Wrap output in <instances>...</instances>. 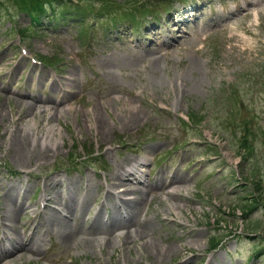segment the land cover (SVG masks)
Returning a JSON list of instances; mask_svg holds the SVG:
<instances>
[{"label":"rangeland","instance_id":"1","mask_svg":"<svg viewBox=\"0 0 264 264\" xmlns=\"http://www.w3.org/2000/svg\"><path fill=\"white\" fill-rule=\"evenodd\" d=\"M202 2L207 11L197 24L186 23L180 37L169 32L151 37L150 26L127 35L123 29L120 39L117 32L106 34L102 28L110 22H102L90 45L72 24L45 21V29L25 36L20 30L28 27L29 17L16 13L12 1L5 3L11 10L3 9L0 17V164L15 174L0 169V250L14 240L19 246L32 234L39 244L32 243L37 254L20 252L0 264H201L212 256L207 254L211 237L230 231L226 244L236 263L220 252L209 264H243L254 255V243L261 253L253 264H264V230L250 235L260 237L255 240L244 227L264 223V205L247 219L232 210L245 190L258 183L264 189V85L255 82L264 67V0H214L211 11L209 2ZM245 5L248 13L241 11ZM228 16L232 19L212 26ZM151 45L156 52L149 53ZM32 57L50 58L57 66L34 64ZM189 112L205 116L200 126L219 145L221 159H212L208 145L188 147L164 164L161 171L171 177L162 180L160 171L151 177V184H158L154 189L119 179L131 153L150 162L168 151L179 140L171 142L177 137L176 118ZM244 128L254 133V158L247 162L243 157L250 149L239 152L237 146ZM48 135L50 143L41 146ZM13 136L32 146L24 165ZM187 137L199 134L190 130ZM125 140L130 149L120 148ZM84 147L101 153L98 169L109 170L71 169L70 156H83ZM236 164L250 183L245 189L236 188L230 169ZM222 175L229 178L218 183ZM120 182L131 191L122 192ZM45 187L52 202L44 209ZM263 194L257 192L256 200ZM8 200L25 207L15 219L8 218ZM236 236L238 243L232 242Z\"/></svg>","mask_w":264,"mask_h":264},{"label":"bare ground","instance_id":"2","mask_svg":"<svg viewBox=\"0 0 264 264\" xmlns=\"http://www.w3.org/2000/svg\"><path fill=\"white\" fill-rule=\"evenodd\" d=\"M35 106L36 105H34V106L31 105L28 108L30 109V111L31 110L34 111L36 109ZM50 139H51V136L50 135H48L47 137H43V139L41 140V146H43L45 142H48L49 141V143H50ZM12 145H14L15 148H16V150H17V153L16 154H17V160H18V162L20 164H23V162L25 160L27 161L28 157L30 156V153L27 152V151H29V149H31L32 146L30 145V143L26 139L23 140V139H21L20 137H17V136H13L12 137ZM8 201L10 203L9 204L10 210H9L8 218L15 219L18 216H20V214L23 213V211L25 210V207H22V208L20 207V209H18L19 207L17 206L18 207L17 208L16 207V204H14V206H12V203L10 202V200H8ZM70 233H72V232H70ZM32 241H37L34 236L32 237ZM19 251L21 253H29L31 255L32 254H37V249L35 247V244H31V243H28V242H26V244L23 247H21L19 249ZM12 255H13V253L10 254V256H12Z\"/></svg>","mask_w":264,"mask_h":264},{"label":"trees","instance_id":"3","mask_svg":"<svg viewBox=\"0 0 264 264\" xmlns=\"http://www.w3.org/2000/svg\"><path fill=\"white\" fill-rule=\"evenodd\" d=\"M36 1V0H35ZM57 2H62V3H66L67 2V0H56ZM122 5V4H121ZM122 6H124V5H122ZM114 7L115 8H117V6H115L114 5ZM126 7L124 6V9H125ZM29 11H34L35 13H38L39 12V10H36V9H34V8H31Z\"/></svg>","mask_w":264,"mask_h":264}]
</instances>
